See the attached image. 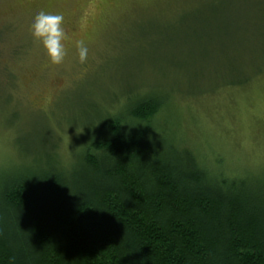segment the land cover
Masks as SVG:
<instances>
[{"label":"trees","instance_id":"obj_1","mask_svg":"<svg viewBox=\"0 0 264 264\" xmlns=\"http://www.w3.org/2000/svg\"><path fill=\"white\" fill-rule=\"evenodd\" d=\"M217 11L201 25L197 17L196 36L200 26L205 41L216 37L212 28L218 39L230 34V20ZM252 42L260 44L251 46L259 62L233 60L229 77L218 74L227 63H217L213 91L263 74L264 26ZM227 45L242 46L232 35ZM158 83L112 99L70 168L55 144L39 139L31 150L32 140L16 141L27 161L0 169V264H264V181L213 169L222 161L175 128L170 96L207 89L163 92Z\"/></svg>","mask_w":264,"mask_h":264},{"label":"rangeland","instance_id":"obj_2","mask_svg":"<svg viewBox=\"0 0 264 264\" xmlns=\"http://www.w3.org/2000/svg\"><path fill=\"white\" fill-rule=\"evenodd\" d=\"M40 9L64 15L68 55L60 65L31 36ZM216 10L230 20V34L218 39L212 28L216 37L205 41L208 30L194 33L196 19L201 25ZM263 17L264 0H0V169L26 165L16 145L23 139L33 141L31 150L39 139L46 148L55 144L54 154L70 168L112 99L118 104L128 88L158 81L163 92L207 89L170 96L175 128L210 160L222 161L213 169L264 181V72L233 90L213 91L210 80L219 62L227 70L218 74L228 77L233 60L259 62L251 46L260 48L252 41ZM231 35L242 45L237 52L227 45ZM78 39L89 48L85 64L76 55Z\"/></svg>","mask_w":264,"mask_h":264},{"label":"clouds","instance_id":"obj_3","mask_svg":"<svg viewBox=\"0 0 264 264\" xmlns=\"http://www.w3.org/2000/svg\"><path fill=\"white\" fill-rule=\"evenodd\" d=\"M64 19V15L60 12L40 9L32 17L29 25L33 40L39 42L49 62L53 65L62 64L68 55L65 43L68 36L64 27ZM74 47L78 62L85 64L89 54L87 43L78 39L74 42Z\"/></svg>","mask_w":264,"mask_h":264}]
</instances>
